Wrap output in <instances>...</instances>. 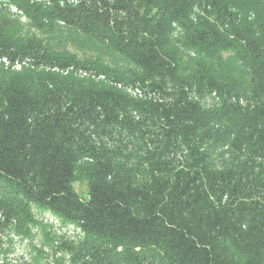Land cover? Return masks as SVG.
I'll return each instance as SVG.
<instances>
[{"label": "trees", "instance_id": "obj_1", "mask_svg": "<svg viewBox=\"0 0 264 264\" xmlns=\"http://www.w3.org/2000/svg\"><path fill=\"white\" fill-rule=\"evenodd\" d=\"M10 1L127 67L0 10V248L51 212L80 264H264V0Z\"/></svg>", "mask_w": 264, "mask_h": 264}, {"label": "rangeland", "instance_id": "obj_2", "mask_svg": "<svg viewBox=\"0 0 264 264\" xmlns=\"http://www.w3.org/2000/svg\"><path fill=\"white\" fill-rule=\"evenodd\" d=\"M0 10L7 12L19 24V33L24 36L36 35L48 39L51 43L62 45L63 48L77 53L82 58L101 61L113 69L127 67L123 58L112 50L95 42L92 43L87 37L65 26L60 25L49 34L38 31L10 0H0ZM184 57L188 69H191L196 55L188 51ZM0 69L17 71L20 68H11L0 61ZM91 78L104 84H112L105 74ZM75 187L83 196H88L85 180L77 181ZM36 219L37 223L32 227L29 236L22 237L9 233L4 245L6 249L4 260L12 264H80L74 261L68 247L80 239L78 227L72 223L62 222L51 212L37 213Z\"/></svg>", "mask_w": 264, "mask_h": 264}, {"label": "built area", "instance_id": "obj_3", "mask_svg": "<svg viewBox=\"0 0 264 264\" xmlns=\"http://www.w3.org/2000/svg\"><path fill=\"white\" fill-rule=\"evenodd\" d=\"M20 12H21V11H20ZM21 13H22V12H21ZM0 61L5 62V63L9 66V63H8L6 60H3V59L1 60V59H0ZM13 68H16V67H13ZM17 68H21V67L17 66ZM11 234L17 235V234H15V233H11ZM6 239H7V236L3 238L4 244H3L2 248H0V251H1V249H4V250H2V251H4V253H1V257H2L3 260H0V264H2L3 262H5L3 255L6 253V249H5V247H4V245H5V243H6V242H5Z\"/></svg>", "mask_w": 264, "mask_h": 264}]
</instances>
